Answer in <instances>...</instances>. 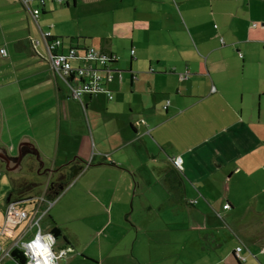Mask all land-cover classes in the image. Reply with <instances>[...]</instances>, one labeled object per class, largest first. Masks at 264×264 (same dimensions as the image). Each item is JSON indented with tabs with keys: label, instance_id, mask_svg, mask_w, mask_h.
I'll list each match as a JSON object with an SVG mask.
<instances>
[{
	"label": "crops",
	"instance_id": "0c3cea01",
	"mask_svg": "<svg viewBox=\"0 0 264 264\" xmlns=\"http://www.w3.org/2000/svg\"><path fill=\"white\" fill-rule=\"evenodd\" d=\"M106 1H49L37 21L20 0H10L0 99L10 98L16 84L23 97L30 83L31 115L57 124L35 126L31 118L32 127L9 130L6 149L18 140L19 155L28 139L38 151L39 176L64 174L67 186L50 210L45 202L23 201L41 190L18 194L17 208L28 217L10 227L13 237L0 235V258L40 207L36 216L49 210L40 229L61 231L56 251L67 255L60 264H264V0ZM93 8L98 17L113 13L110 23L104 19L106 31L86 34L89 45L67 43V19L78 12L96 17ZM46 31L64 39V53L86 45L117 55L107 86L112 100L86 94V111L70 97L51 72L45 43L33 45ZM27 49L19 77L30 81L6 82ZM71 62L91 63L81 51ZM4 121L0 112L2 149ZM242 244L246 262L234 255ZM2 264L21 263L5 255Z\"/></svg>",
	"mask_w": 264,
	"mask_h": 264
},
{
	"label": "built area",
	"instance_id": "2783aa9c",
	"mask_svg": "<svg viewBox=\"0 0 264 264\" xmlns=\"http://www.w3.org/2000/svg\"><path fill=\"white\" fill-rule=\"evenodd\" d=\"M22 5L29 11L32 17L38 21V17L41 16L42 10L47 4V2H57V3H65L68 0H20ZM38 2L37 7L33 6V2ZM41 39L33 40V45L36 47L42 41L46 45L47 52L49 54L48 59L50 60L51 69L55 77H60L68 87L70 97L75 100H79L82 102V98L86 94H95V93H107L109 99H113L112 93L106 87L110 82L113 81L114 75L113 71L110 70V67L105 66L107 64V60L110 59L108 54L97 50L94 47L88 48L86 52H83L84 56L87 60L91 61V63L87 66H74L71 62V58L77 57V50L69 49L67 53H64L60 50L62 45V41L56 38H52L51 32H42ZM53 40V41H50ZM3 54L6 55V50L4 49ZM135 50H131V54L135 56ZM144 122V121H141ZM140 124V123H139ZM173 164L176 167H181L182 158L173 159ZM182 168V167H181ZM49 185H47L48 187ZM37 199H41V202L47 203L50 208L52 204L55 202L47 201L45 194ZM36 199V200H37ZM35 200V201H36ZM37 204L40 203L36 202ZM16 204H11L6 211V223L4 227L0 229V235H7L13 237L12 231L8 228V225L13 223L15 225L18 221H21L27 218L28 214L26 211H22L17 209ZM229 205H226L225 208H228ZM40 207H37L35 210V217L31 220V222L24 229L21 236H19L10 248L4 253L2 258H0V264H2L4 256L11 257V252L14 249H18L23 252V255L26 258L25 264H60V261L65 258L67 255V251L65 249L57 252L55 250L56 247V239L51 233H43L42 230L39 229V219L38 212L40 211ZM44 213H42L43 215ZM40 215V216H42ZM39 216V217H40ZM38 226V230L35 236L29 240L25 241V236L32 230L33 227ZM1 248V247H0ZM241 250V249H238ZM241 259L245 260V257H241Z\"/></svg>",
	"mask_w": 264,
	"mask_h": 264
},
{
	"label": "rangeland",
	"instance_id": "374dc122",
	"mask_svg": "<svg viewBox=\"0 0 264 264\" xmlns=\"http://www.w3.org/2000/svg\"><path fill=\"white\" fill-rule=\"evenodd\" d=\"M6 1H7V3H6ZM106 2L112 3L110 0H107ZM4 3H6L7 5H5ZM9 3H10V0H0V40H2V39L4 40V37L8 38L12 34V32L7 31V29L9 27L8 24H10L12 22L13 18H11V19H8V18L5 19L4 18V16L7 14V10L12 11L14 9V6L12 4H9ZM59 4H61V3H59ZM74 11L75 10L72 9V12H74ZM92 11L95 13L96 17H92V18L89 16L88 17H85V16L82 17L81 15L79 16L80 12H78L77 17H79V18H77L76 13L74 12L75 14L71 15V19H67V21L65 22V27L71 33V35L65 37V40L67 41V43L71 42L75 46V45H77V43L84 44V42H87L89 45L91 43V37L85 36L86 34H93V35L95 34L96 35L98 33V31H101V32L106 31L108 26H107L106 22H104V19L106 21H108V23H110L111 18L113 16V13L111 11H108L102 17H98L96 9L93 8ZM11 16H13V14L10 13V17ZM72 17H75V18L72 19ZM5 25H6V29L4 27ZM21 32H22L21 27L19 26L18 27V34H19L18 36L21 35L20 34ZM26 36H28V34ZM96 37H98V36H96ZM69 48L70 47H68V49ZM74 48H77V47H74ZM30 55L31 54H29V51L27 49L24 56L22 58H19L18 56H20V53L18 52V56H16V63H15L16 67H15V69H12L11 71H9V73L6 75V77H5L6 82L18 80L21 82L20 83L21 85H24V83H27L30 81V78L23 79V78L19 77L21 70H23L25 68V67H23L21 69V62H23V61L27 62V59L30 58L29 57ZM18 65H20V69H18ZM17 69L19 70V73H18ZM25 73H30V71L26 70ZM64 86L67 87L66 85H64ZM26 89L28 91L25 93V95L23 97L20 98V97H18V84H16L15 88H13V86H11L10 89L8 90L7 94H9L10 98L0 99V112L3 115V118L5 120L4 123H6V127H7L5 135H4L5 136L4 138L7 142V145L5 146L4 150H7L6 148H8V146L11 147V145H9L10 143L8 142V140H10V138H11L9 136L10 135L9 130L11 129L14 131V134H18V127H22V128L29 127V126L32 127L33 125L31 124V118H32V121L35 124V126L53 127L55 124H57L56 119H54V123H52L49 120V118H47V117L44 118L43 120H40V122H36V119L31 115L30 110H29V109H31V99L29 96L32 95L30 83H28V85L26 86ZM4 95H5L4 92L0 93V96L4 97ZM83 112H84V109H83ZM87 113L89 114V111ZM0 144H1L0 146H2V148H3L4 143L2 141H0ZM18 145H19V143L17 140L13 143L12 148L10 149L11 153H14V154H11L9 149L7 150L10 157L13 158V157H15V154L16 155L18 154V150H17ZM37 159H38L37 156H33V155L32 156L31 155L25 156V159L22 162L24 169L21 170L19 173L18 172H15V173L9 172L7 170V166L5 164H3L2 161H0V210L6 205L8 208L11 204L13 205V203L14 204L18 203L17 201H14V199L17 198L18 194H19L18 193L19 191L17 188H19V183L22 180H18V179L21 177H25L29 182H34L37 184V187L34 189L36 191L35 194L41 190L40 195L34 197L35 199L38 197H41L44 194L45 195L47 194L48 189L51 188V186H52V184H50L47 187V183H50L49 179H52V177H48V174H49L48 172H47L48 174H46L44 172L43 174H41L39 176L38 170H37V166H38ZM233 184H234V181L231 184L232 187H234ZM35 194H32L31 196H35ZM19 195H21V194H19ZM9 196H11V198H13V201L10 199V201H8V204H7L6 201L9 198ZM19 197L22 198L23 196H19ZM40 201H41V199H37V202H40ZM26 208L28 209L29 206L27 205ZM1 223L2 222L0 220V226L2 225ZM12 224L13 223L8 225V228L10 230H11L10 227H12ZM2 238L4 239V237H2ZM56 249H58V245L55 247V250Z\"/></svg>",
	"mask_w": 264,
	"mask_h": 264
},
{
	"label": "trees",
	"instance_id": "16d2710c",
	"mask_svg": "<svg viewBox=\"0 0 264 264\" xmlns=\"http://www.w3.org/2000/svg\"><path fill=\"white\" fill-rule=\"evenodd\" d=\"M69 1V0H68ZM67 1V2H68ZM66 3V2H65ZM44 9V8H43ZM42 12H43V10H42ZM51 35H52V33H51ZM41 38H42V35H41ZM52 38H56V39H59L60 41H62V45L64 44V39H62V38H59V37H54L53 35H52ZM50 41H53V40H50ZM61 45V47H60V49H62V46ZM70 46V48L69 49H71V50H77V51H81V52H86L87 51V49L88 48H91V47H86V45H84V47L83 48H79V47H77V48H74L73 46H71V45H69ZM95 48V47H94ZM98 50V49H97ZM63 52V51H62ZM102 52V51H101ZM108 56L110 57V59L109 60H107V64L105 65V66H107V67H110L111 69L110 70H112L113 71V75H114V73H115V69L113 68V64H115L116 63V61L118 60V57H117V55L115 54V53H112V54H108ZM120 75V74H119ZM114 77H115V75H114ZM120 77H121V75H120ZM109 85V84H108ZM107 85V86H108ZM106 86V87H107ZM108 88V90L111 92V90L109 89V87H107ZM112 93V92H111ZM95 94H100V93H95ZM105 94H107V93H105ZM113 95V94H112ZM107 96H108V94H107ZM108 99H109V96H108ZM109 100H112V99H109ZM77 101H79V100H77ZM81 102V101H80ZM81 104H82V107L86 110V105L84 104V102H83V99H82V102H81ZM20 153H21V155L22 156H27V155H33V156H37L38 155V151L36 150V148L34 147V146H32V145H24V146H22V148L20 149ZM46 174H48V173H46ZM52 175V174H51ZM57 181V182H56ZM59 179L57 178V179H54V178H52L51 179V182L50 183H47V185H50V184H52V186H51V188H49L48 189V192H47V196L45 195V197H46V200L47 201H51V202H56V199L62 194V192H63V190H64V187H66L65 186V184H64V181L65 180H61V181H59ZM69 185V184H68ZM64 186V187H63ZM37 187V184L36 183H32V182H26V181H23V182H20L19 183V188H17L18 189V193L19 194H24V193H28V192H31V191H33V189H35ZM63 187V189H61ZM34 200H36L35 198H33V197H31V198H27V200L26 199H24L23 201H33L34 202ZM54 202V203H55ZM54 203L52 204V205H54ZM227 205H229V204H227ZM47 206V205H46ZM226 206V205H225ZM225 206H224V208H225ZM52 208V206L49 208V210ZM229 208V207H228ZM228 208H225V209H228ZM36 210V209H35ZM49 210H47V211H45L44 212V214L42 215V216H40L39 217V215H38V219H39V229L41 228V226H40V221L44 218V216L45 215H47L48 214V212H49ZM218 216H220V217H222L220 214H218ZM27 227V226H26ZM34 228V227H33ZM37 230H38V226H36L35 227ZM41 230V229H40ZM34 232V231H33ZM37 232V231H36ZM36 232L35 233H33V237L35 236V234H36ZM43 232V231H42ZM43 233H51L54 237H55V239H56V242H57V238L60 236V233H61V231L59 230V228L58 227H53L50 231H48V232H43ZM32 237V238H33ZM28 238V237H27ZM32 238H29L28 240H26L25 238H24V240L25 241H29V240H31ZM55 242V243H56ZM57 244V243H56ZM244 248H245V245L244 244H242V245H240V246H238L237 248H236V250H234V255H235V258L238 260V261H240V262H246L247 261V256L246 255H244L243 254V250H244ZM238 249H241V250H238ZM62 250V249H61ZM248 254L249 255H253L254 256V254L252 253V252H250V251H248ZM11 257L12 258H14L16 261H18V262H20L21 264H25V262H26V258H25V256L23 255V252H21V251H19L18 249H14L12 252H11ZM241 257H245V260H243V259H241Z\"/></svg>",
	"mask_w": 264,
	"mask_h": 264
},
{
	"label": "water",
	"instance_id": "95a60500",
	"mask_svg": "<svg viewBox=\"0 0 264 264\" xmlns=\"http://www.w3.org/2000/svg\"><path fill=\"white\" fill-rule=\"evenodd\" d=\"M21 145H31V144L29 143L28 139H23L21 141V143H20V146ZM11 158L12 157H10L6 151L4 152L2 149H0V161L5 163V165L7 166V170H10V171L15 173L22 167L20 162H22L24 157L21 155V153L19 151V155H18L19 159H18V162H17L18 164L13 162V161H11ZM61 189H63V188H61ZM10 199H11V196H9V198L7 199L6 202L10 201ZM17 205H18V203H16V206Z\"/></svg>",
	"mask_w": 264,
	"mask_h": 264
},
{
	"label": "flooded vegetation",
	"instance_id": "af4514ba",
	"mask_svg": "<svg viewBox=\"0 0 264 264\" xmlns=\"http://www.w3.org/2000/svg\"><path fill=\"white\" fill-rule=\"evenodd\" d=\"M0 149H2V147L0 146ZM4 152L6 151V150H4V149H2ZM7 152V151H6ZM9 155V154H8ZM18 155L17 156H15V157H13V158H11V160L13 161V162H15V163H17L18 162ZM3 163V162H2ZM3 164H5V163H3ZM18 164V163H17ZM48 177H52V175H50V174H48ZM53 178V177H52ZM56 178H58L59 179V181H61V180H65V175L64 174H62L60 177H56ZM50 180V182H51V179H49Z\"/></svg>",
	"mask_w": 264,
	"mask_h": 264
}]
</instances>
